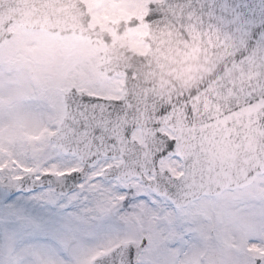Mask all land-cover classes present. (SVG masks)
Returning <instances> with one entry per match:
<instances>
[{"label": "snow or ice", "instance_id": "1", "mask_svg": "<svg viewBox=\"0 0 264 264\" xmlns=\"http://www.w3.org/2000/svg\"><path fill=\"white\" fill-rule=\"evenodd\" d=\"M0 264H264V0H0Z\"/></svg>", "mask_w": 264, "mask_h": 264}]
</instances>
